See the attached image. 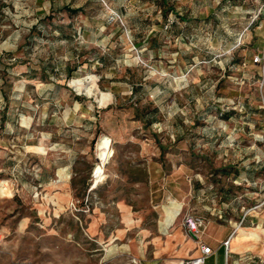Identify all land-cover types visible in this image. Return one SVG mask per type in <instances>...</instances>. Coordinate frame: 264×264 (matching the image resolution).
Segmentation results:
<instances>
[{"label": "rangeland", "instance_id": "1", "mask_svg": "<svg viewBox=\"0 0 264 264\" xmlns=\"http://www.w3.org/2000/svg\"><path fill=\"white\" fill-rule=\"evenodd\" d=\"M70 4L0 0V264H264V0Z\"/></svg>", "mask_w": 264, "mask_h": 264}, {"label": "crops", "instance_id": "2", "mask_svg": "<svg viewBox=\"0 0 264 264\" xmlns=\"http://www.w3.org/2000/svg\"><path fill=\"white\" fill-rule=\"evenodd\" d=\"M70 1L71 0H40V2H42V6H39L38 10H42V14L45 17V16H47V14H50L51 10H54L58 7H64V5H67V7L76 8L73 4H70ZM59 5H63V6H59ZM4 191H5V188H4ZM2 215H3V213L0 210V217H2ZM175 215H176V211L173 212V209L169 208L166 210V217H165V221L163 222L164 228L170 227L174 224ZM223 216H224V214L221 211L220 217L222 218ZM207 226H208L207 222L205 221V223L201 226V231H200L198 237H200V236L202 237V234L204 233ZM232 226H233V229H235L237 227V222H234ZM238 228L244 229L246 231V234L257 232V231H254L253 229L248 230L245 227L238 226L236 233L231 238V242H230L231 251H234V249H236L237 246H239V245L245 246V245L249 244V242L251 241V240H246L243 238L239 239L238 235H237L239 232ZM256 228H258L260 230V226L256 227ZM220 238H221V236H215L212 240L209 238L203 239V240H206L208 242L207 244L210 243L209 245L213 246V248L215 249V253L208 257L205 264H226L228 252H227L226 246L224 245V240H221ZM259 242H257V243H259ZM253 243L254 244L256 243L255 240L252 242V244ZM232 246H233V248H232ZM201 254H202V250L200 247L199 254L197 256H199ZM197 256H195V257H197Z\"/></svg>", "mask_w": 264, "mask_h": 264}, {"label": "built area", "instance_id": "3", "mask_svg": "<svg viewBox=\"0 0 264 264\" xmlns=\"http://www.w3.org/2000/svg\"><path fill=\"white\" fill-rule=\"evenodd\" d=\"M261 13V10H260ZM256 61H260V57H256L255 58ZM244 219L240 222V226L243 224ZM205 223V220L203 217L201 216H197L195 214L189 213L186 214L185 216V225L187 227V230L190 234L192 235H196L198 236L200 231H201V226ZM237 225V227L239 226ZM237 227L234 229V231L231 233V235L229 236V238H227L224 241V245L226 246V249L228 250V248L230 247V242H231V238L232 236L236 233L237 231ZM201 250H202V254L195 257L193 260H191L189 262V264H205L208 257L212 254L215 253V249L213 248V246L207 244V243H201Z\"/></svg>", "mask_w": 264, "mask_h": 264}, {"label": "bare ground", "instance_id": "4", "mask_svg": "<svg viewBox=\"0 0 264 264\" xmlns=\"http://www.w3.org/2000/svg\"><path fill=\"white\" fill-rule=\"evenodd\" d=\"M102 144H103V150L105 151V152H104V155H103V158H104V159H107L108 156H109V154H108V152H107V149H109V148H108V146H107L106 144H104V142H103ZM0 190H1V192H3V191H4V188L1 187ZM262 230H263V232H264V228H263ZM240 236H242V235H240ZM193 264H195V263H193Z\"/></svg>", "mask_w": 264, "mask_h": 264}, {"label": "trees", "instance_id": "5", "mask_svg": "<svg viewBox=\"0 0 264 264\" xmlns=\"http://www.w3.org/2000/svg\"><path fill=\"white\" fill-rule=\"evenodd\" d=\"M67 9L72 11V12H77V11L81 10V8H71V7H67ZM165 15H167V12H165Z\"/></svg>", "mask_w": 264, "mask_h": 264}, {"label": "water", "instance_id": "6", "mask_svg": "<svg viewBox=\"0 0 264 264\" xmlns=\"http://www.w3.org/2000/svg\"><path fill=\"white\" fill-rule=\"evenodd\" d=\"M97 157L99 158V156H97ZM194 236H195V237H198V236H196L195 234H194Z\"/></svg>", "mask_w": 264, "mask_h": 264}]
</instances>
